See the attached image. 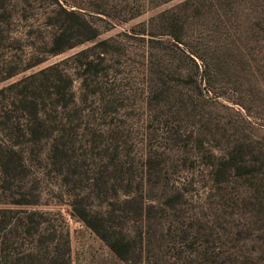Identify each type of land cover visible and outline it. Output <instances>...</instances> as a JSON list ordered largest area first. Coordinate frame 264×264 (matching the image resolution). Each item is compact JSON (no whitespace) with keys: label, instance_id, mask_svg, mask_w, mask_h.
Returning a JSON list of instances; mask_svg holds the SVG:
<instances>
[{"label":"rangeland","instance_id":"obj_1","mask_svg":"<svg viewBox=\"0 0 264 264\" xmlns=\"http://www.w3.org/2000/svg\"><path fill=\"white\" fill-rule=\"evenodd\" d=\"M0 264H264V0H0Z\"/></svg>","mask_w":264,"mask_h":264},{"label":"trees","instance_id":"obj_2","mask_svg":"<svg viewBox=\"0 0 264 264\" xmlns=\"http://www.w3.org/2000/svg\"><path fill=\"white\" fill-rule=\"evenodd\" d=\"M55 43V45L58 43V40H57V43H56V41L54 42ZM59 46V45H58ZM63 51V48H56V49H53L52 50V52L54 53V54H58V53H60V52H62ZM37 64H39V63H36V65ZM11 76H13V75H10L9 74V77H11ZM111 246V249L116 253V254H118L119 256H122V251L120 250V246H118V245H113V244H111L110 245Z\"/></svg>","mask_w":264,"mask_h":264}]
</instances>
